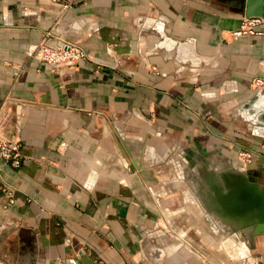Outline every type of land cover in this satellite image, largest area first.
<instances>
[{
	"label": "crops",
	"instance_id": "0c3cea01",
	"mask_svg": "<svg viewBox=\"0 0 264 264\" xmlns=\"http://www.w3.org/2000/svg\"><path fill=\"white\" fill-rule=\"evenodd\" d=\"M231 5L0 0V136L21 156L18 168L0 159V264H264V236L228 262L221 226L180 230L208 216L178 225L151 167L136 168L118 137L148 158L144 140L165 131L204 156L246 148L264 183V22L233 40L242 17ZM48 32L88 60L57 72L35 59ZM172 38L185 42L162 49Z\"/></svg>",
	"mask_w": 264,
	"mask_h": 264
},
{
	"label": "water",
	"instance_id": "95a60500",
	"mask_svg": "<svg viewBox=\"0 0 264 264\" xmlns=\"http://www.w3.org/2000/svg\"><path fill=\"white\" fill-rule=\"evenodd\" d=\"M222 1L229 4L228 0ZM237 1L238 4L233 7L240 10L241 16L264 18V0ZM258 92L264 96L262 90ZM118 137L124 146L123 149L121 147V151L125 150L134 159L136 155H132V150L124 138L119 134ZM163 149L165 146L162 147ZM152 152L151 158H148L149 154L145 156L146 161L156 157L154 147ZM185 154L190 168L189 178L200 191L205 206L212 209L221 219V223L219 221L221 226L227 227L233 236L238 237L242 255L244 252L250 253L249 248L264 236V184L252 177L249 171L247 174L243 173L231 161H219L216 166H212L208 162L201 161L199 154L193 150ZM132 162L136 168H139L135 161ZM198 177L202 180L201 185L196 182ZM229 218H237L239 223L235 225Z\"/></svg>",
	"mask_w": 264,
	"mask_h": 264
},
{
	"label": "rangeland",
	"instance_id": "374dc122",
	"mask_svg": "<svg viewBox=\"0 0 264 264\" xmlns=\"http://www.w3.org/2000/svg\"><path fill=\"white\" fill-rule=\"evenodd\" d=\"M231 8H232V12L234 11L235 13L240 15L239 9L233 7V5H231ZM241 17L244 18L243 16ZM158 21L159 20H157V22ZM160 36L163 39V40L161 39L162 42L166 41V39L167 40L169 39L167 36H165L163 32L161 33ZM171 41L172 42L168 41L165 44L163 43L162 49H169V47H164V45L170 46L171 44H174L172 48L173 50H176V45L178 46L179 43L185 42V40L181 41L175 38L174 39L172 38ZM187 53L190 54L189 52ZM255 89L258 88L256 87ZM173 130H177V129L174 128ZM174 132L175 133L165 131L160 134L154 133L155 136L151 135L147 138L148 140L147 139L144 140L143 144H147V145L150 144L149 146H153L154 150L157 153L156 157L153 160L151 161L145 160L144 158L145 156L142 154L144 145H142L141 143L138 147L134 148L131 151L133 154L137 156V157L135 156L134 159L133 158L132 159L133 161L136 162L139 168H144L142 165H149L146 167H151L149 169H152V172H154V174L156 175L155 180L153 182L154 185L161 186L163 189L162 192H165V194H167L166 200L168 202L167 203L168 207L166 208L167 210L166 213L167 215L171 214L173 218L178 217L177 219L178 225H185L184 216L189 214L190 215L192 214L194 216L201 214L208 216L206 222L204 223L196 222L194 218L193 220L194 222H191L190 224H186L184 228L183 226L178 227L180 230L184 229L193 232L196 230L205 229L210 232H214V231L216 232L217 228L221 226L220 224L221 219L216 214H214L212 209H209L205 206L200 191L197 189L193 180L189 178L188 173L190 172V168L187 165L188 164L187 158L184 155H186L185 153H189L190 151H192L191 147L187 146L186 143L184 144L183 141L185 140L183 135L181 134V130ZM152 141L153 143L151 144ZM154 141H156V143H154ZM178 141H180V144ZM125 142L127 144L126 138H125ZM162 145L165 146V149L163 150H162L163 147ZM121 147L122 148L124 147L123 144H121ZM144 150H146V148ZM198 154L200 156L201 161L208 162L212 166H216L219 163V161H231L234 164V166L239 168V170H241L243 173L247 174L249 171V168L243 165L240 160H238L237 155H235V157L234 156L229 157V156H223L222 154L221 155L211 154L209 156H204L200 152H198ZM258 182L264 184L260 181ZM220 229H221V246H224L226 248L225 249L226 252H224L221 247V259L225 258L229 262L230 260H232L231 258L234 256L238 258L237 248L239 246V240L234 239L233 235L229 232L230 229H228L227 227L221 226ZM189 235L191 236V234ZM216 240L217 239H211L210 241L216 243ZM213 245L214 244L211 243V247Z\"/></svg>",
	"mask_w": 264,
	"mask_h": 264
},
{
	"label": "built area",
	"instance_id": "2783aa9c",
	"mask_svg": "<svg viewBox=\"0 0 264 264\" xmlns=\"http://www.w3.org/2000/svg\"><path fill=\"white\" fill-rule=\"evenodd\" d=\"M64 7L66 8L67 4H64ZM263 22L264 18L261 17L242 18L239 28L231 33L233 40L241 36L262 34L258 30V26ZM52 37L49 32L46 33L33 50V53L35 51L33 57L46 63L51 70L58 72L64 68L77 66L79 63L88 60L89 54L78 44ZM49 39H55L54 43L50 44L48 42ZM255 83L256 85H261L262 81L258 79ZM8 117L9 114L6 110L0 111V130L6 128L5 124ZM64 145V143L61 144L63 147ZM236 155L238 160L245 166H250L253 162V152L246 148H238ZM0 159L6 163H10L15 168L20 167L21 156L17 140L0 136ZM8 202L11 204L13 200L10 198ZM238 256L245 257L240 252H238Z\"/></svg>",
	"mask_w": 264,
	"mask_h": 264
},
{
	"label": "bare ground",
	"instance_id": "6f19581e",
	"mask_svg": "<svg viewBox=\"0 0 264 264\" xmlns=\"http://www.w3.org/2000/svg\"><path fill=\"white\" fill-rule=\"evenodd\" d=\"M237 2H238L237 0H229V3L232 4V5H234V6H236V4H238ZM196 182H197L199 185L202 184V180H201L199 177L197 178ZM210 200H212V198H211ZM229 220H230L232 223H234L235 225H237V224L239 223V220H238L237 218H229ZM258 228H260V227H258ZM252 233H253V231H252Z\"/></svg>",
	"mask_w": 264,
	"mask_h": 264
}]
</instances>
